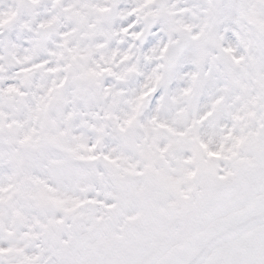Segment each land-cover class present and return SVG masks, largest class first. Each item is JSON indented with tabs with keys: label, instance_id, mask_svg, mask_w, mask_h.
<instances>
[{
	"label": "clouds",
	"instance_id": "clouds-1",
	"mask_svg": "<svg viewBox=\"0 0 264 264\" xmlns=\"http://www.w3.org/2000/svg\"><path fill=\"white\" fill-rule=\"evenodd\" d=\"M261 121L264 0H0V221L38 264L122 236L144 209L110 215L121 192L154 208L198 198L208 150L238 153L216 163L244 201L252 157L229 136Z\"/></svg>",
	"mask_w": 264,
	"mask_h": 264
},
{
	"label": "snow or ice",
	"instance_id": "snow-or-ice-1",
	"mask_svg": "<svg viewBox=\"0 0 264 264\" xmlns=\"http://www.w3.org/2000/svg\"><path fill=\"white\" fill-rule=\"evenodd\" d=\"M7 91L15 89L9 87ZM257 100L253 94L246 101L247 116L256 117L251 106ZM233 118L242 119L239 115ZM229 138L235 147H244L252 157V178L244 201L235 199V180L223 182L225 171L216 163L221 158L235 159L238 153L223 157L220 150H208L211 162L203 165L194 185L201 193L198 198L180 207L170 203L166 208H154L135 201L131 191L121 192L103 205L109 214L126 213L133 201L144 209V215H129V224L119 238H113L111 229L98 233L97 238H103L106 245L102 250L87 254L64 250L60 260L63 264H264V212L257 216L244 210L249 206L261 207L258 198L264 195V121L243 135ZM194 175L188 173L189 178ZM164 188L176 192L178 197L185 195L175 180L165 181ZM7 191L0 187V198ZM5 234L13 235L9 223L0 221V264H8L13 255L22 256L24 264H38V256L24 254L23 248L5 241Z\"/></svg>",
	"mask_w": 264,
	"mask_h": 264
}]
</instances>
